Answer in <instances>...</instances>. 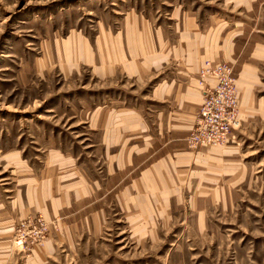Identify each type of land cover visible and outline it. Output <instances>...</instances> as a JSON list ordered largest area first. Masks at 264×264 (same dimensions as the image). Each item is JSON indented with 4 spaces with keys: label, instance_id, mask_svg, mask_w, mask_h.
<instances>
[{
    "label": "rangeland",
    "instance_id": "1",
    "mask_svg": "<svg viewBox=\"0 0 264 264\" xmlns=\"http://www.w3.org/2000/svg\"><path fill=\"white\" fill-rule=\"evenodd\" d=\"M250 1L0 0V264H264V0ZM185 12L236 32L240 124L222 146L159 127Z\"/></svg>",
    "mask_w": 264,
    "mask_h": 264
},
{
    "label": "crops",
    "instance_id": "2",
    "mask_svg": "<svg viewBox=\"0 0 264 264\" xmlns=\"http://www.w3.org/2000/svg\"><path fill=\"white\" fill-rule=\"evenodd\" d=\"M253 1L255 0H251L249 3H252ZM223 21L227 22L225 19H220L219 24L218 22H215V24L212 23L208 26L204 24L200 18L191 16L185 12L184 20L178 22L176 32L179 34H176L177 44L173 45V48L176 47L178 49L186 45L190 50L183 51L182 56L180 57V61L182 62L181 65H186L185 68L182 67L180 69V74L175 78H163L160 82V102L162 101L164 103L162 104L163 108H160L159 127L164 136L170 134L174 130L183 131L184 129H192L195 125L194 123L196 122V114L200 106L201 95H198L194 90L188 89H195V87H197L194 82L195 75H193V73L197 72V63L204 59H210L213 61L236 59L231 57V55L235 53V29H226V26H223ZM227 38H229L228 41H226ZM231 39L233 40L232 43H230ZM166 45L167 42L165 36L162 31H160V53L163 55H165ZM229 48L232 50L231 54ZM166 59L160 61L162 66L167 62ZM126 73L133 77H137L142 74L144 75L145 70L138 72L137 68H134V71L132 72L127 69ZM170 104H172V106ZM125 112L130 111L126 110ZM132 112L130 113L132 116H137V113ZM134 121H137V119H134L133 122ZM140 122L141 124L143 123L142 120H140ZM148 126V124L145 125L146 128L144 131L149 133L150 128ZM148 137H152L151 132ZM154 165L160 167V158L157 159L155 164L146 165L142 170V173L147 174Z\"/></svg>",
    "mask_w": 264,
    "mask_h": 264
},
{
    "label": "built area",
    "instance_id": "3",
    "mask_svg": "<svg viewBox=\"0 0 264 264\" xmlns=\"http://www.w3.org/2000/svg\"><path fill=\"white\" fill-rule=\"evenodd\" d=\"M200 72L198 84L203 99L193 130L187 137L188 146L193 149L229 143L235 137V125L240 124V92L233 66L227 61L205 60ZM22 225L25 226V222Z\"/></svg>",
    "mask_w": 264,
    "mask_h": 264
},
{
    "label": "bare ground",
    "instance_id": "4",
    "mask_svg": "<svg viewBox=\"0 0 264 264\" xmlns=\"http://www.w3.org/2000/svg\"><path fill=\"white\" fill-rule=\"evenodd\" d=\"M215 146H219V144L215 145Z\"/></svg>",
    "mask_w": 264,
    "mask_h": 264
}]
</instances>
